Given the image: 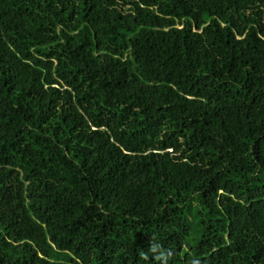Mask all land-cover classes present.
Here are the masks:
<instances>
[{"label":"trees","instance_id":"1","mask_svg":"<svg viewBox=\"0 0 264 264\" xmlns=\"http://www.w3.org/2000/svg\"><path fill=\"white\" fill-rule=\"evenodd\" d=\"M264 264V0H0V264Z\"/></svg>","mask_w":264,"mask_h":264},{"label":"clouds","instance_id":"2","mask_svg":"<svg viewBox=\"0 0 264 264\" xmlns=\"http://www.w3.org/2000/svg\"><path fill=\"white\" fill-rule=\"evenodd\" d=\"M150 252L153 254L154 258L158 261H161L162 264H167V259L171 255L170 252L165 251L161 244L156 241V239L153 237L150 240ZM193 264H199L198 261H193Z\"/></svg>","mask_w":264,"mask_h":264}]
</instances>
